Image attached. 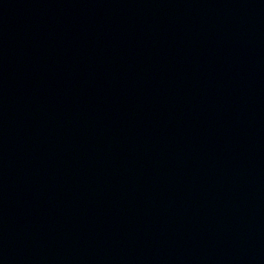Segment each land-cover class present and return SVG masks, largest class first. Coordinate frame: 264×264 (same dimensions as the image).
I'll return each instance as SVG.
<instances>
[{"label": "water", "instance_id": "obj_1", "mask_svg": "<svg viewBox=\"0 0 264 264\" xmlns=\"http://www.w3.org/2000/svg\"><path fill=\"white\" fill-rule=\"evenodd\" d=\"M0 264H264V0H0Z\"/></svg>", "mask_w": 264, "mask_h": 264}]
</instances>
